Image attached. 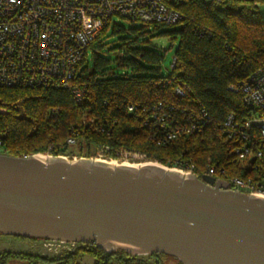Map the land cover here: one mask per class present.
<instances>
[{"label": "trees", "instance_id": "16d2710c", "mask_svg": "<svg viewBox=\"0 0 264 264\" xmlns=\"http://www.w3.org/2000/svg\"><path fill=\"white\" fill-rule=\"evenodd\" d=\"M166 1L182 15L173 25L154 23L156 29L166 26L158 34L179 39L169 74H161L163 53L128 41L122 46L131 55L121 58L120 65L131 72L111 73L101 41L109 23L91 46L93 69L86 55L73 81L80 85V99L70 87L0 86V152L117 158L116 150L129 149L170 167L180 160L198 176L214 168L210 174L228 180L231 187L234 177L249 180L264 174L259 129L250 128V137L240 141L228 136L224 124L229 113L241 125L254 113L244 93L230 86L264 64V12L257 4L264 0ZM178 86L184 94L176 93ZM177 127L181 131L169 138L168 132ZM238 146L262 154L240 157ZM92 244L83 250L94 257L93 264H164V256L182 264L162 252L143 257ZM80 251L64 249L49 256L3 250L0 264H81Z\"/></svg>", "mask_w": 264, "mask_h": 264}, {"label": "water", "instance_id": "95a60500", "mask_svg": "<svg viewBox=\"0 0 264 264\" xmlns=\"http://www.w3.org/2000/svg\"><path fill=\"white\" fill-rule=\"evenodd\" d=\"M172 168L0 152V233L183 264H264V196Z\"/></svg>", "mask_w": 264, "mask_h": 264}, {"label": "built area", "instance_id": "2783aa9c", "mask_svg": "<svg viewBox=\"0 0 264 264\" xmlns=\"http://www.w3.org/2000/svg\"><path fill=\"white\" fill-rule=\"evenodd\" d=\"M115 15L169 25L178 23L182 17L166 0H0V86L70 87L80 99V85L73 83L80 64ZM230 88L244 93L246 101L254 107V113L243 125L239 124L234 113H229L224 121L228 136L243 141L250 137L248 130L257 127L264 139V64ZM176 93L184 94L181 86L176 88ZM180 131L181 127H177L167 136L173 138ZM237 152L240 157L262 154L249 146H238ZM116 157L106 158L105 154L99 153L94 158L118 161L136 157L144 159L146 154L119 149ZM173 168L195 173L180 160ZM213 170L210 168V173ZM231 182L234 188L264 196V174H257L256 178L249 180L234 177ZM47 242L56 244L60 251L74 250L77 243Z\"/></svg>", "mask_w": 264, "mask_h": 264}, {"label": "rangeland", "instance_id": "374dc122", "mask_svg": "<svg viewBox=\"0 0 264 264\" xmlns=\"http://www.w3.org/2000/svg\"><path fill=\"white\" fill-rule=\"evenodd\" d=\"M260 9L264 12V4L257 2ZM120 26V28H117ZM166 26H162L159 29L154 27V23L146 24L141 20H132L127 17H122L115 15L112 17V22L110 23L108 30L101 37V41L104 44L102 54L110 60L108 65V70L113 74L122 75L125 73H130L131 68H126L120 65L121 58L124 56H130L131 52L128 51L126 46H122L124 41H128L130 45L143 47L150 46L164 54V61L162 63L161 74L167 75L171 72V64L174 61L176 50L179 46V39L176 37L173 41L170 35L158 34L160 29H165ZM98 41L95 42L97 44ZM92 48L89 49L87 63L89 69H93V58H92ZM43 157L54 156L51 153H41ZM79 158V157H75ZM111 162H127V163H140L143 164L149 161H156L150 159H142L141 157H136L135 159H119L109 160ZM159 162V161H156ZM161 163V162H159ZM170 167V166H169ZM49 239H30L22 238L14 235L0 234V251L10 250L18 252H28L34 254H44L53 256L60 252L57 249L56 244H49L47 241ZM51 240V239H50ZM93 242H77L74 247L81 249V255L79 261L81 264H93L94 257L85 252L84 248H91ZM96 245V243H94ZM97 246V245H96ZM135 254V253H134ZM139 256L147 257L148 254H139ZM168 264V257H163ZM10 264H25L23 260H12Z\"/></svg>", "mask_w": 264, "mask_h": 264}, {"label": "flooded vegetation", "instance_id": "af4514ba", "mask_svg": "<svg viewBox=\"0 0 264 264\" xmlns=\"http://www.w3.org/2000/svg\"><path fill=\"white\" fill-rule=\"evenodd\" d=\"M155 253V254H154ZM158 254V252H151L148 253L149 256L155 257ZM169 263L168 264H179L175 259L168 258ZM183 264V263H182Z\"/></svg>", "mask_w": 264, "mask_h": 264}, {"label": "bare ground", "instance_id": "6f19581e", "mask_svg": "<svg viewBox=\"0 0 264 264\" xmlns=\"http://www.w3.org/2000/svg\"><path fill=\"white\" fill-rule=\"evenodd\" d=\"M109 162H111V161H109ZM112 163H114V164H119L118 162H112ZM122 163H124V164H129V165H133V166H137V167H140V166H142V165H144V164H146V162L145 163H143V164H140V163H127V162H122ZM149 163V162H148ZM157 164V163H156ZM168 168V167H167ZM172 169H175L176 170V168H172ZM180 171V170H179ZM182 172V171H181Z\"/></svg>", "mask_w": 264, "mask_h": 264}]
</instances>
